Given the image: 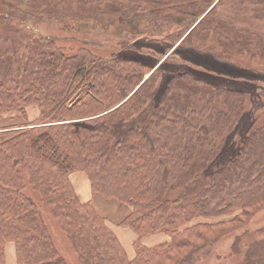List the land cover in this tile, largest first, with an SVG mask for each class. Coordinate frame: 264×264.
<instances>
[{
  "label": "trees",
  "instance_id": "16d2710c",
  "mask_svg": "<svg viewBox=\"0 0 264 264\" xmlns=\"http://www.w3.org/2000/svg\"><path fill=\"white\" fill-rule=\"evenodd\" d=\"M135 1L136 10L181 25L175 43L198 37L204 49L264 64V34L238 27L235 12L222 18L217 9L224 0ZM48 2L63 6L66 0ZM52 44L34 39L25 44L26 60L18 62L10 50H0V114L24 115L33 105L40 111L30 126L0 130V264H6L7 243L15 246L16 264H67L43 221L35 201L40 197L73 230L86 264H187L206 249L201 242L207 232L230 223L219 220H239L264 203V125L247 132L233 160L207 169L219 149L213 137L243 106L240 93L235 98L234 91L215 93L178 81L157 102L148 92L155 69L149 77L138 76L125 71L133 65L126 60L67 53ZM17 71L23 79L9 87ZM81 88L89 90L85 99ZM215 97L234 112L210 113ZM197 99L203 102L202 119L193 106ZM75 172L87 174L94 194L131 208L119 225L137 236L134 258L106 218L79 199L70 179ZM27 178L37 199L27 193ZM159 232L169 239L142 244Z\"/></svg>",
  "mask_w": 264,
  "mask_h": 264
},
{
  "label": "rangeland",
  "instance_id": "374dc122",
  "mask_svg": "<svg viewBox=\"0 0 264 264\" xmlns=\"http://www.w3.org/2000/svg\"><path fill=\"white\" fill-rule=\"evenodd\" d=\"M48 1L0 0V50H10L13 62L25 61V55H28L25 54L28 52L24 49L25 44L30 45L34 39H42L45 42L52 41V46L67 53L90 52L96 57L126 60L133 65L122 68H126V72H137L138 76L149 77V70L155 69L148 92L152 97L155 96L157 102H162L166 95L172 94L178 81H188L205 90L211 88L215 93L234 91L237 92H232L235 98L240 93L243 106L237 107L239 113L228 117L225 128L213 137L218 138L219 149L208 164V172L233 160L240 152L247 132L264 125L262 61L250 60L241 54L216 52L220 48L204 49L200 46L206 45L198 37H194L191 44L175 43L179 37L176 29L181 25L166 24L155 11L136 10L135 0H66L63 6L61 3L51 6ZM79 5H82L81 9ZM217 12L224 19H229L235 12L238 27L251 28L264 34V0H224ZM16 75L9 87L14 88L16 82L23 79L19 71ZM87 91L81 88L79 97L84 98ZM202 103L198 99L193 103L200 119ZM213 106L210 113L214 110L230 114L234 112L232 104L215 101ZM37 114L39 109L32 107L24 115H13L23 121H30ZM6 117L0 115L1 119ZM70 179L80 199L93 204L106 218L108 225L119 236L128 257L134 258L137 236L129 228L119 225L121 217L130 213L131 208L127 204L94 194L86 173H72ZM26 186L27 193L30 196L34 193L37 199L39 194L32 189L28 178ZM40 198L35 201L59 253L67 264H86L71 239L73 230L65 227ZM99 200L104 202V206H99ZM231 219L219 220L230 223L207 232V239L201 242L207 244L206 249L187 264H264V203L251 209L249 214L239 220ZM197 222L217 223L205 220ZM123 232H128L129 238ZM168 239L166 233L159 232L142 239V244L154 246ZM4 253L6 264H16L13 243L5 245Z\"/></svg>",
  "mask_w": 264,
  "mask_h": 264
},
{
  "label": "crops",
  "instance_id": "0c3cea01",
  "mask_svg": "<svg viewBox=\"0 0 264 264\" xmlns=\"http://www.w3.org/2000/svg\"><path fill=\"white\" fill-rule=\"evenodd\" d=\"M32 107H37V106H35V105H33V106H29V107H27V109H26V112H27V110L29 111V109L30 108H32ZM38 108V107H37ZM39 109V108H38ZM14 113H19V112H10V113H4V114H0V115H6L7 117L6 118H4V119H1L0 118V130H3V129H10V128H23V127H27L29 124H31V123H34L36 120H37V118L39 117V115H40V111H39V115L35 118V119H33V120H30V121H23V119H21V118H19L18 116H15V115H13ZM26 116V115H25ZM30 126V125H29ZM75 173H78V172H75ZM84 173V172H83ZM87 175V174H86ZM70 178H71V176H70ZM89 179V178H88ZM71 182H72V185L74 186V189H75V191H76V193H77V195H78V192H77V190H76V187H75V185H74V183H73V181H72V179H71ZM89 184H90V180H89ZM90 188H91V185H90ZM92 191V190H91ZM78 197H79V195H78ZM79 199H80V197H79ZM81 200V199H80ZM82 201V200H81ZM83 202V201H82ZM83 203H87V202H83ZM89 203V202H88ZM93 205V204H92ZM94 206V205H93ZM99 206H104V202H102L101 200H99ZM95 208V207H94ZM96 209V208H95ZM97 210V209H96ZM97 212H98V210H97ZM99 213V212H98ZM100 214V213H99ZM101 215V214H100ZM129 215V212H127V215L126 216H128ZM102 216V215H101ZM126 216H124V217H121V219H120V221L122 220V219H124ZM104 217V216H103ZM105 218V217H104ZM120 221H119V223H120ZM116 233V232H115ZM123 233H125V232H123ZM117 234V233H116ZM125 235L126 236H128V238H129V233L128 232H126L125 233ZM119 237V236H118Z\"/></svg>",
  "mask_w": 264,
  "mask_h": 264
}]
</instances>
